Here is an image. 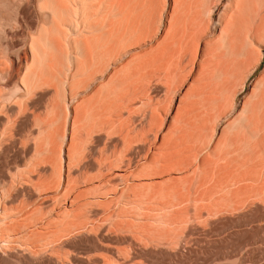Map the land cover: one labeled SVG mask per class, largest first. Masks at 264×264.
Masks as SVG:
<instances>
[{"label":"bare ground","instance_id":"bare-ground-1","mask_svg":"<svg viewBox=\"0 0 264 264\" xmlns=\"http://www.w3.org/2000/svg\"><path fill=\"white\" fill-rule=\"evenodd\" d=\"M224 1L0 0V264L151 263L189 207L262 206L264 0ZM113 206L148 249L87 238Z\"/></svg>","mask_w":264,"mask_h":264},{"label":"rangeland","instance_id":"rangeland-1","mask_svg":"<svg viewBox=\"0 0 264 264\" xmlns=\"http://www.w3.org/2000/svg\"><path fill=\"white\" fill-rule=\"evenodd\" d=\"M226 2L227 0L220 5V8L215 13L216 18H218ZM263 73L264 58L249 77L245 91L239 95L240 101L243 99L244 95L250 91L252 82ZM171 112H176V106H173ZM142 143L143 142H134L131 147L135 149L137 145ZM179 149L185 150L183 147L174 148V150L171 151L172 155L175 157L184 156L183 154L186 150L179 151ZM142 199L144 210L140 209L138 212H141L143 215L168 211V207H148L153 205L152 195H148ZM123 202L124 200L118 201L119 207L123 205ZM263 204L264 202L262 206L259 207H250L248 204L238 207H189L193 214H198L199 216L201 212H207L205 214L206 216L196 217L186 224L188 230L195 229L194 234L185 235L181 239V244H179L180 248H178L177 253L171 256V258L166 257L157 259L151 263L145 264H264ZM116 207H94L100 209L101 214L97 217L98 219H95V221L97 220V225H95L92 230L88 231L87 238L93 236L97 237L99 243L109 246L108 242L100 240V233L103 232L105 235L111 237L133 238L138 243V249H148L149 246H147L146 241L139 237L141 236L139 232L134 228H130L127 222L122 224V221L117 219L116 216H112ZM149 208H151V210ZM152 208H155V210H152ZM175 208L185 209L187 207ZM79 233L81 232L66 234L62 237V240H72L77 237ZM194 241L197 242V244ZM125 246L126 245H121V247ZM76 254L88 260H93L97 257H106L105 252L95 249L89 241L79 248ZM67 261L69 262V260Z\"/></svg>","mask_w":264,"mask_h":264}]
</instances>
